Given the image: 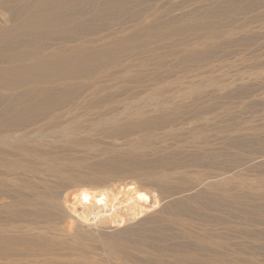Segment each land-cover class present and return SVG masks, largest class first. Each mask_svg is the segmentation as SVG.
I'll list each match as a JSON object with an SVG mask.
<instances>
[{
	"label": "bare ground",
	"instance_id": "1",
	"mask_svg": "<svg viewBox=\"0 0 264 264\" xmlns=\"http://www.w3.org/2000/svg\"><path fill=\"white\" fill-rule=\"evenodd\" d=\"M129 1H131V0H129ZM227 1H229V0H227ZM52 2H54V4H56V7L53 8V6H51L53 8V10L50 8H49L50 9L49 10L47 8V5L49 3H52ZM81 2H82L81 0H0V9L6 10L10 16L9 28H7V29H1L0 28V62L3 63V64L0 63L3 65V66H0V89H1V91L3 89L4 92H5V90H8V91H16L18 93L17 96H15L13 94L15 96L14 98H9V99H5V100L1 99L0 100L1 101L0 102L1 103V107H0V204H1V202H5L4 204L0 205V264H98V262H99L98 260H100V256H101V255L98 256V254L100 252L106 254L108 257H110V259L113 258V259L119 261L120 262L119 264H138L137 262L139 261L138 260L139 257H137V256L140 254L144 255L143 254V250L145 251L144 246L140 243L143 246V250L141 249V247H139L138 244H136L137 246H135V245L131 246L127 243L129 241L128 239L124 238L127 242L122 240V239H118L119 238L118 234H116V235H118V238H114V236L113 237L108 236L107 234L109 233V230L111 231V228H116V229L118 228L119 229L122 226L126 225V223H128V224L133 223L134 224L136 218H140L142 215H144V217H145V215H148L149 217H151V220L148 217L151 222L157 223V222L167 220L170 217V215L168 218L164 216V213L165 212L167 213V211L174 212V211H177L180 209L185 210V206L183 204L184 201L181 199V196H180V199H178V196L180 194L182 195L187 190H191L192 184L190 182H185V181L182 182L180 180V178L181 179L185 178V176L182 178L183 172L185 174V171L182 172V171H180V169H182L183 165H186L188 163L193 164V163L202 162V161H200L201 158L199 156L198 157L192 156L193 153L192 154L184 153L180 156V159H178L177 161L172 160V159H174V158H172L171 160L174 162L168 161V157H164L163 159H165V160H163L162 158L160 159L159 157H158L159 160H157V158H156L157 157L156 156L157 150L155 149L154 145L157 142H161V143L165 142V140H167L173 134L171 132H166L163 135L161 134L162 136H158L155 132L158 129L159 130L160 129H164V130L169 129L170 128L169 126H172L171 124H174V122H176L177 119H179L182 115H184L183 114L184 112L182 113L183 110L181 109L180 105L178 107H175V108H173V107L167 108L169 110H167V109L163 110L164 107H162L161 105H158V104H160L159 103L160 100L158 102V100L156 98L158 104H155V102L154 103L152 102L153 104H151V106L152 105H154V106L158 105V107L159 106L162 107V110H163L161 113L159 112L160 113L159 115L156 114V116L158 115L157 117L154 116L153 118H150V117L149 118H141L139 116L140 119L137 118L138 120H135V121H129L127 119L121 120L120 118L116 119V117H117L116 115L117 114L123 115L124 111L120 112V110H118L119 112H117L116 109L118 107L115 108V104H114L115 102L106 95L104 96V98L99 99L100 97H103L102 95L99 97L100 94L106 93V88L103 86H99L98 83H97V86L93 85V87H91L90 89H88L86 87L88 91L87 90L85 91L86 88H84V91L88 92L87 95L90 93V96H96V100L94 102H82L81 104H78V102H77V104L74 105L75 103H73V102H74L75 98L83 91L82 86L84 84L83 85L72 84V83H70V81L72 79H84V78L91 77L92 73H94V70L98 69V67L101 66L102 58L106 57V56H104L105 55L103 52L104 50L103 51L100 50V52H96V51L91 50L92 44L95 43L97 40V38L94 39V37H90V36H92V35L94 36L96 34V32H95V34L92 33V31H94V30H92L89 35H88V33L87 34L85 33L86 37L81 38V37H79V33L77 31H79L82 28L84 30V27H86L85 23H83V21H81V22L78 21L79 19L76 21L73 18L75 15L73 17L71 16L73 19L71 18L72 20H70L66 23H64L63 20L67 21V19L66 18L62 19L64 11L66 9H68V11H70V13L71 12L74 13V12H77V10H80V8H78V7L80 6ZM86 2H88V0H86ZM114 2H116V0ZM155 2H157V1H155ZM260 2H261V0H260ZM89 3L91 4V2H88V4ZM103 3H102V5H103ZM223 3L221 2V4H223ZM252 3H254V2H252ZM96 4H97V1H96ZM96 4H94V5H96ZM113 4L115 5L116 3H113ZM125 4H127V3H125ZM142 4H143V2H142ZM50 5H52V4H50ZM94 5L91 4V6H94ZM248 5L250 6L252 4L250 3ZM115 6H117V5H115ZM126 6H128V5H126ZM212 6L213 5H211V7ZM224 6H225L226 10L229 9V8H227V6H228L227 4L223 5V8H224ZM233 6H234V4H233ZM123 7H125V6H123ZM131 7H133V6H131ZM229 7L231 8V6H229ZM173 8H175V7L173 6ZM199 8H200V6H199ZM221 8H222V6H221ZM82 9L84 10V8H82ZM92 9H93V7L90 9L91 12H93ZM254 9H256V7H254ZM90 10H89V12H90ZM135 10L137 11V9H135ZM135 10H134V13H131L130 10H127L130 12H128L129 14L125 15V13H122L121 9L114 8L113 5L111 4V2H109V1L106 2L103 7L101 6L98 9L97 8L95 9V14L97 16H98V14L102 15V13H106V11H109V13L112 12L111 14L115 13L114 14L115 17H113V19L115 21L113 19H111L113 22L110 25L111 27L113 26L114 28L111 30L110 29L111 27L108 28V26H106L108 24L105 25V22L102 21V23H104V25L98 30V32L101 34L102 33L104 34L107 32L106 34L102 35V37H99V40L105 41L106 39H109V42L108 43L106 42L109 46V49L111 48L112 51L114 50V51H118V52H121L123 49H125V50L127 49V50L135 51V53L138 51H141V54L142 53H144L145 55H146V53L150 54V55H148V58H146L147 60L149 59L151 61L150 63H147L148 65H146L145 61H143L144 59L142 58V56L141 57L139 56L140 58H142L141 60L137 56L138 60L143 61V63L145 62V64L142 63V65H145V69H148L146 67H148L150 65H151V67H149V69L154 68L156 66L158 68L160 67V69H161V67L162 68L164 67V64L167 62L168 58L171 61L170 57H172V58H174L172 60H174L175 62L174 63L172 62L173 64L172 65L170 64L171 66L168 65V66H170V67H168L169 72L174 71L175 68L176 69L180 68V66H181V68H183V66L185 64L187 65L189 62L190 63L188 65H191V62L194 59H195V61L200 60L199 63H202L201 60L207 59L206 55H208L207 53L209 51L206 53V51L203 50L200 52V54H198L199 51H197V48L195 47V49H196L195 50L192 46L196 45V43L199 40L196 41V43H195L194 39H193V41H194L193 43L188 42V39H186L185 40L186 43L187 44L191 43V44L188 45L187 49H184V47H187V46H186V44L185 45L183 44L184 47L183 48L180 47V49L182 48L184 50H181V52L179 51L180 49L178 48L179 49V50L177 49L178 52H176V50L173 49L176 53L172 50L174 52V54H173V52L166 53L165 50L162 51V52H165V54L164 53L162 54L159 51H158L159 52V54H158L156 51L159 50V47L162 49L163 46H161L162 45L161 44L158 47V45H159L158 43L160 42L159 40H157L158 45H156L158 48L155 47L154 43L156 42V38H158L161 34L158 33V35H159L158 36V35H156L157 33L155 34V32H156L155 29H147L145 26H143V27L140 26L141 24L138 23V21L141 18H139L140 17L139 15L135 14L136 13ZM141 10L142 9H140V11L138 10L137 12L138 13L143 12ZM224 10H223V12H224ZM229 10H231V9H229ZM229 10H227V11H229ZM171 11H168V12H171ZM200 11H202V10H200ZM227 11L225 13V16L227 13H229ZM242 11L245 12V10H242ZM242 11L237 10V8H236L235 14L240 15L242 13ZM86 12H88V11H86ZM132 12H133V10H132ZM144 12H146V11H144ZM144 12L141 14L144 15ZM147 12H148V9H147ZM78 13H79V11H78ZM156 13L160 14L161 12L156 11ZM231 13H233V12H231ZM231 13H230V16H232ZM243 13H242V15H243ZM261 13L262 12H260V14ZM21 14H23V15L25 14L26 16H24L23 18L26 17V19H24V20L22 19V21H20V19L18 20V16L19 15L21 16ZM67 14H69V12ZM153 14H155V13H152L151 15H153ZM260 14L259 15L258 14L253 15V16L250 15L252 17H250L246 20L244 19V20H242L243 22H240V23L238 20V24L237 25L233 24L234 26L231 27L230 30H233V31L235 30L236 32H240V33L246 32L245 31L246 28H248L250 26V24L252 25L253 22L255 23V20L258 19V16L262 15V14L261 15ZM117 15H119V16H117ZM146 15L148 16V14H146ZM187 15H189V14H187ZM227 15H229V14H227ZM64 16H68V15H64ZM86 16H88V15H86ZM154 16H156V15H154ZM203 16H204V14H203ZM248 16H246V17H248ZM106 18L108 19V18H110V16L106 17ZM147 18H151V17H147ZM195 18H194V21H198L197 19L199 17L196 19ZM225 18L227 19V17H225ZM242 18H243V16H242ZM101 19H99V20H101ZM151 19H153V18H151ZM188 19L189 18H187V20ZM201 19H203V18H201ZM206 19H208V18H206ZM172 20H174V19H172ZM191 21H193V20H191V18H190L189 22H191ZM194 21L192 23H190V25H192L191 27L197 29L199 22L201 23V21H198V25H197V22L195 23ZM217 21H219V20H217ZM224 21H225V19H224ZM208 22H212V20L208 21ZM208 22H207V25L210 24V23L208 24ZM222 22H223V20H222ZM230 22H226V23H230ZM100 23H99V25H100ZM172 23H174V22H170V24H172ZM219 23H220V21H219ZM226 23H222V24H224V26L221 25V26H223L222 28L225 27ZM97 24H95L96 27H98ZM127 24H129V26L133 25L135 27L133 29L134 34H130V32H132V31H130L127 35H125L124 31H126L127 28H130L129 26H127ZM160 24H162V23H160ZM164 24L166 25V23H164ZM170 24H168V26ZM174 24H176V23H174ZM174 24H173V26H174ZM149 25H150V23H149ZM190 25L188 27H190ZM195 25H197V26H195ZM215 25H217V24H215ZM215 25H214V27H217V28L219 27V26H215ZM199 26H201V24ZM204 26H206V24ZM204 26H203V28H204ZM210 26L207 27L208 30H209V28H211V29L213 28L212 26L211 27ZM256 26L259 27L260 25H256ZM88 27H89V25H88ZM88 27L85 28V30L87 29V31H88L90 28V27L89 28ZM92 27H94V25ZM152 27H154V26L152 25ZM175 27H177V26L175 25ZM227 27H229V26H227ZM132 28L133 27H131L130 30H132ZM198 28H199V30H201L200 27H198ZM222 28H218V29H222ZM253 28H254V26H253ZM260 28H262V26H260ZM94 29L96 30V28H94ZM146 29H147V31H146ZM157 29H158V26H157ZM165 29H167V28H165ZM177 29H178V35L180 36L179 32L182 33L181 32L182 31L181 26L178 27ZM177 29L173 28L171 30H168L169 32L166 31L167 33L164 32V34L166 33L168 36L173 35V37H174V33L177 31ZM179 29H181V31H179ZM211 29L208 31V34H207V32L204 33V32L199 31L200 33H197L195 35L203 37L201 39L202 40L204 39L207 43L209 42V43L215 44V46L213 44H211L213 47H216V45H217V47H219L218 43H220V42L221 43L225 42V44H229L228 40H230L231 35L229 34L230 35L229 36L227 31L224 34L221 33L220 35H219V33L216 32V34H217L216 35L214 29H212V30ZM226 29H229V28L225 27V30ZM109 30H111V31H109ZM185 30L187 31L188 28L187 29L184 28L183 32H186ZM257 30H258V28H257ZM262 30H263V28H262ZM195 31H197V30H195ZM223 31H224V29H223ZM223 31H220V32H223ZM255 31H256V29H255ZM122 32L124 33V35H122V36L117 37V35L115 34V33H122ZM144 32H146L145 36L147 37V39H145V41H142V42H137L138 41L137 40V34L141 35ZM193 33H195V32H193ZM247 33H245V34H247ZM257 33H259V31ZM257 33L255 32V34H257ZM42 34H45L46 38H43V36L40 37V35H42ZM80 34H82V33H80ZM188 34H190V33H188ZM142 35L144 36V34H142ZM221 35H225V36H221ZM234 35H236V34H234ZM141 36H138V37L140 38ZM218 36H220V37H218ZM233 36H231L232 37L231 40H233ZM238 36H237V38H239ZM195 37L193 36V38H195ZM181 38H183V37H181ZM185 38H187L186 34H185ZM197 38H199V37H197ZM246 38L247 37L244 38L245 41L242 38L243 42H247ZM43 39L46 42H44ZM163 39H164V37H163ZM189 39H191V36ZM201 39H200V42L202 41ZM164 40H167V39H164ZM175 40H176V38H175ZM175 40H174L175 43L176 42L179 43V41H175ZM178 40H181V39H178ZM195 40H197V39L195 38ZM234 40H235V38H234ZM242 40L240 39V41H242ZM56 41L60 42V44L61 43L62 44L70 43L71 46H70V44H69V46H61V45L58 46V45H56ZM240 41H238L239 44H240ZM259 41H261V40H259ZM167 42H169V40H167ZM181 42H184V41H181ZM206 42H203V44L205 43L207 45ZM235 42L236 41H234V43ZM173 43H171L172 46H173ZM209 43H208V45H209ZM230 43H232V42H230ZM72 44H74V45H72ZM153 44H154V46H152ZM199 44H201V43H199ZM242 44L245 45L246 43L245 44L242 43ZM247 44H249V43H247ZM97 45H99V44H97ZM175 45H177V43ZM177 46H180V44ZM181 46H182V44H181ZM198 46L204 47V45L203 46L198 45ZM165 47H164V49H165ZM258 47H259V45H258ZM84 48L86 49L85 51H83ZM174 48H175V46H174ZM166 49H169V47H167ZM244 49H246V48H244ZM106 52H108V51H106ZM204 52L206 53V55ZM128 53H131V51ZM201 53H202V55H201ZM114 54H116V52ZM123 54L124 55H122V56H125V53H123ZM129 55H131V54H129ZM198 55H199V57H198ZM107 56H109V55H107ZM129 57L132 58L134 56H129ZM143 57H146V56L143 55ZM117 59H119V58H117ZM105 60H107V59H105ZM109 60H110V57H109ZM130 60H132V59H130ZM134 60H136V58ZM138 60H136V61H138ZM168 62H169V60H168ZM108 63H110V62H108ZM115 63L117 64V62H115ZM196 63H198V62H196ZM207 63H209L208 60H207ZM207 63H206V65H207ZM202 64H204V63H202ZM108 65H110V64H108ZM112 66H113V64H112ZM138 66H140V64ZM202 66L205 68L204 65H202ZM106 67H108V69H110L109 66H106ZM101 68H103V67H101ZM145 69H144V71H145ZM160 69H157V70H160ZM110 71L111 70H109V72ZM118 71H119V69H118ZM118 71H115V72H118ZM153 71L156 72V69L155 70L153 69ZM158 72H160V71H158ZM215 72H218V71H215ZM224 72H225V70H224ZM97 73H98V71H97ZM111 73H113V72H111ZM146 73H148V72H146ZM154 73H152V74H154ZM126 74H128V73H126ZM135 74H138V73H135ZM155 74H158V73H155ZM145 75H148V74H145ZM199 75H200V73H199ZM111 76H113V75H111ZM129 76H130V74H129ZM159 76H162V75H158V77ZM102 77H104V76L102 75ZM122 77H123V75H122ZM151 77H152V75H151ZM158 77H156L155 79L157 80ZM99 78L100 77H98V79ZM150 78L148 79V81L150 80ZM162 78L163 77H161L159 79H162ZM120 79H121V77H120ZM159 79H158L159 82L162 81ZM127 80H129V79H127ZM133 80H135V81L132 83L136 84V79H132L131 81H133ZM226 80H229V79H226ZM99 81L103 82L102 80H99ZM111 81L114 82L113 80H111ZM119 81H121V80H119ZM139 81L141 82V80H138L137 82H139ZM143 81L145 82V80H143ZM146 81H147V78H146ZM97 82H98V80H97ZM123 82H124V79H123ZM123 82L121 81V83H123ZM151 82L153 83L152 80H151ZM151 82H146V84L149 85V83H151ZM170 82H169V85H170ZM207 82H208V80H207ZM85 83H88V82H85ZM132 83H130V84H132ZM167 83L168 82H166V84ZM58 84L61 85V88L57 87ZM208 84H210V83H208ZM212 84H216V82H213ZM44 85H48V86H44ZM159 85H161V84H159ZM153 86H154V84H153ZM190 86H193V85H190ZM209 86L210 85H208V87ZM239 86H241V85H239ZM138 87H139V85H138ZM160 87H159V89H160ZM201 87H203V86H201ZM201 87H199V88H201ZM154 88H155V86H154ZM166 88H167V86H166ZM166 88H164V89H166ZM113 89H115V88H113ZM124 89L125 88H123L122 90H124ZM147 89H149V88H147ZM189 89L191 92H193V94L195 93V91L197 94L199 92V91H197L196 87H194V86L189 88ZM201 89H203V88H201ZM144 90H145V88H144ZM187 90H188V88H187ZM125 91H126V89H125ZM150 91H151V89H150ZM159 92L161 94V90ZM159 92H157V93H159ZM170 92H171V90H170ZM242 92H243V90H242ZM107 93H109V92H107ZM114 93H115V91H114ZM114 93H113L112 97H114ZM155 93L156 92H153V94H155ZM168 93H166V94H168ZM186 93H188V92L185 91V94ZM109 94H111V93H109ZM115 94H117V92ZM141 94H142V92H141ZM144 94H147V93H144ZM183 94L184 93H182V95ZM136 95H137V93H136ZM139 95H140V93L138 94V96ZM180 95L181 94L179 93V96ZM186 95H184V96H186ZM163 96L165 97V95L162 94L161 98H163ZM167 96H169L170 99L172 98L171 95H167ZM189 96L191 97L190 94H189ZM222 96H223V94H222ZM127 97H126V99H129ZM136 98L138 99V97H136ZM158 98H159V96H158ZM89 99H90V97H89ZM126 99H125V101H126ZM178 99H177V101H178ZM180 99H179V101H180ZM182 99L180 102H182ZM187 99L191 100L190 98H187ZM145 100H147V98ZM77 101H79V100H77ZM91 101H93V100H91ZM115 101H116V99H115ZM170 101H173V100H170ZM177 101H176V103H177ZM184 101H186L185 98L182 102L183 104L185 103ZM135 102H137V101H135ZM163 102L166 103V105H167L166 100H163ZM180 102H179V104H180ZM196 102H198V101H196ZM201 102L202 101H200V104H203ZM150 103H147V104L150 105ZM172 103H175V102H172ZM172 103H171V105L173 106ZM186 103H187V101H186ZM147 104H146V106H147ZM200 104H199V102L193 104L191 106V109L187 107V110L189 112L186 113V116L189 115L191 117V119L189 116H187V118L189 117V119L191 120L190 122H192V124H193L192 126H195V127H196L195 123H197V122H199V124L201 122L203 124H205L206 122H209V124L211 125V127H210V125L208 124L209 128H213V131H214V127H212V126H215V123H213V125H212V123H210V121H209V118L212 122V120L215 117H213V119H212L210 114H209L210 117L207 116L206 112H205L206 109H203V107H202L203 105H200ZM3 105H4V107L2 109ZM128 105H131V104H128ZM188 105H191V104L188 103ZM69 106H72V107L69 108ZM91 106L95 107L97 111H95V112L90 111L91 113L89 111H87V112L84 111V113H82L81 109L87 110ZM185 106H187V104ZM206 106H207V104H206ZM122 108H124V107L122 106ZM140 108H141V106H140ZM78 110L81 111L80 112L81 114L78 112ZM136 110H138V109H136ZM213 110H212V112H213ZM141 111H143V110H141ZM151 111H153V110H151ZM184 111H185V108H184ZM128 113H130V112L128 111ZM140 114H142V113H140ZM126 115H127V113H126ZM137 115H139V114H137ZM144 115H146V114H144ZM179 115H181V116H179ZM124 116H125V114H124ZM130 116L131 115H129V117ZM141 116L143 117V115H141ZM187 118H186V121H187ZM192 120L195 122L193 123ZM216 121H217V119H216ZM178 122H179V120H178ZM217 125L218 124L216 122V126ZM192 126H189V127H192ZM219 127H220V124H219ZM219 127H218V131H219ZM196 128L192 129L190 136L186 138L184 144H189L191 146L197 145L196 147H198L199 153L202 154L205 151V149H207V148H205L207 146V144L205 142V138L207 135L204 136V134H206L204 132L205 131L209 132L210 130H209V128L208 129L203 128V129H205L203 132V130L201 131L202 127H201V129L200 128L196 129ZM220 129H222V128L220 127ZM139 130H140V132H139ZM222 130H221V132H222ZM145 131H146V133L144 134ZM137 132H139L138 134H141V135L143 133V135L134 142L130 141L129 137L134 135V134H137ZM240 137H241V135H240ZM116 139H120V140L124 139V140H123V143L121 145H115V143H113V145L115 147H113L111 149L110 148L107 149V146L104 148L99 147V143H100L99 140H104V142L106 143L105 140H107V141L109 140V141L114 142V141H116ZM168 141H169V139H168ZM233 141H235V140L233 139ZM250 141H252V140L250 139ZM102 143H103V141H101L100 144H102ZM236 143L237 142H234L233 144H231L233 149L237 148L238 144H236ZM229 144H230V142H229ZM55 145L57 147H55ZM224 146H226V145H224ZM245 147H246V145H245ZM65 148H67V149L68 148H74V149H77L78 152H82V153H81V155L78 153L79 155H77V157L76 156L75 157L73 156V158L66 157V155H65L66 152H64ZM71 152H73V151H71ZM74 153H75V150H74ZM152 155H153V158H149ZM161 160H163V161H161ZM145 164H148L149 165L148 167H152L151 168L152 171L151 170L149 171L151 173H148V171H147V174H145V172H144V175H143L141 173L142 172L141 167L143 165L145 166ZM169 164H171V166L174 165V168H176V170L179 168V171L182 172V176H180V178H178L179 179L178 182L181 181L179 184H176V185L174 184L178 179L176 177L175 178L176 181H175L173 179L172 174L169 173L170 172V170L168 169ZM227 166H229V165H227ZM129 167H130V169L131 168L133 169V170L132 169L131 170L135 172V174H134L135 176H137L136 174H139L138 176L143 177V178H141L142 182L146 181L147 183L150 184V186L152 185L154 188L158 189L159 192H157L156 196L154 195L155 194L154 192L135 191V187L133 185H126V186L122 187L121 190L123 192H118L116 194H113L114 192L113 193L109 192V191L107 192V190H105L104 192H95L94 194H91V195H89L88 193H84L85 200L86 199L87 200H86V203L81 205L82 211L78 212L75 208H72L71 210L68 208L67 209L65 208L66 197L63 199L61 197H59V195H58L59 190H58V192H51L49 190L50 189L49 187L51 185L47 186V188H46L47 182H45V180H47V179H45V177L54 178V180L56 179V182L59 181L58 183H61V184L63 183V184H67V185L72 184V185L80 186V187H102L103 188L105 186V184L111 179V177L113 175L124 176L127 173L126 171H124L125 168H129ZM157 167L161 168L162 171H159L158 173H157V171L153 172V170H155V169L157 170ZM146 170H148V169H146ZM168 170H169V172H168ZM173 175H174V172H173ZM186 175L188 176V172ZM218 178L219 177H217V179ZM190 179H191V177H190ZM194 179H195V182H193V183H197L199 187L202 186L201 187L202 189H204V187H205L207 190L212 189V191L216 190L219 192V190H221L220 193H223V194H224V192L222 191V188L224 189L225 186L226 187L230 186L229 184L225 185V183H223V184L214 183L216 178L213 180V182H211L212 176L211 177H208V176L205 177L201 172L196 174V177ZM183 180H185V179H183ZM216 181H218V180H216ZM220 181H222V180L220 179ZM67 187H69V185ZM230 187H227V190L231 189ZM206 189H204V190H206ZM258 189H260V188H258ZM176 191H178V192H176ZM232 192H233V190H232ZM230 194L233 195L234 192L230 193ZM65 195H67V194L65 193ZM183 195H182V197H183ZM199 195H200V193H199ZM204 196H205V194H204ZM236 196L228 195V198L231 201L236 202V204H237V200H241V199H239L240 197H238V199H237ZM226 197H227V195H226ZM226 199L227 198L224 199L225 203L227 201ZM261 199H263V198H261ZM219 200H220V198H219ZM210 201L212 203H217L216 201H218V200L216 198H212V199H210ZM221 201H223V200L221 199L219 202H221ZM219 202L217 204H219ZM238 203H239V201H238ZM247 203L249 204L250 202L247 201ZM207 204H209V202H207ZM217 204H216V206H217ZM220 204H222V203H220ZM227 204H230V203L227 202ZM231 204L236 206L235 203L231 202ZM230 205H227V206H230ZM238 205H241V204H238ZM212 206H214V205H212ZM225 206H226V204H225ZM213 210H215V209H213ZM242 212H244V211H242ZM247 213L249 214L250 212H247ZM251 213H253V212H251ZM168 214H171V213H168ZM175 217H177V216H175ZM170 220H172V218ZM170 220H167V221H170ZM145 223H146V220H145ZM68 224L73 227L72 232L69 231L70 228L69 229L66 228V227H69ZM163 224H165V223H163ZM163 224L161 222V225H163ZM170 224H171V222H170ZM140 225H141V223H140ZM159 225L160 224H158V226ZM177 225H179V224L177 223ZM181 226H183V225H181ZM170 227H171V225H170ZM157 228H159V227H157ZM121 229H123V228H121ZM202 230H200V231H202ZM112 231H113V229H112ZM152 234H153V232H152ZM160 234H162V233H160ZM155 235H156V233H155ZM184 237H186V236H184ZM156 240L159 241L157 239V237H155V241ZM175 242H177V241H175ZM130 244H132V243L130 242ZM156 244H157V242H156ZM160 244H161V241H160ZM209 244H212V243H209ZM185 247H187V246H185ZM206 247H208V246H206ZM161 248H163V247H161ZM161 248H157V249L161 250ZM178 251H177V253H178ZM206 251H208V249ZM132 252H135V253H133L134 255L138 254L137 256H135V257H137V259H136L137 262L135 259L133 260ZM146 252H148V251H146ZM172 252H173V250H172ZM151 253H152V251H151ZM154 253H152V255ZM159 253H160V251H159ZM164 253H166V252H164ZM216 253H217V251H216ZM193 254H195V253H193ZM157 255H159V254H157ZM184 255L187 256L185 253H184ZM97 257H99V258H97ZM184 257L182 256V258H181V255H178V257L177 258L175 257V259L177 261H179L180 264H185L184 263V261H185ZM209 257H208V259H209ZM67 258H71V259L65 260ZM143 258L144 257L141 258L142 260L140 258L139 259L141 261H143ZM151 258H153V257L151 256ZM102 259L104 261V258H101L100 262L102 261ZM144 260H146V259H144ZM148 260H147V262H148ZM187 260H188V258H187ZM104 262L106 263V261H104ZM110 262H111V260H110ZM235 262H237V261H235ZM115 263H116V261L114 262V264ZM141 263L144 264V263H146V261L145 262L143 261ZM223 263H225V262H223ZM256 263H257V261H256ZM227 264H229V263H227Z\"/></svg>",
	"mask_w": 264,
	"mask_h": 264
},
{
	"label": "rangeland",
	"instance_id": "2",
	"mask_svg": "<svg viewBox=\"0 0 264 264\" xmlns=\"http://www.w3.org/2000/svg\"><path fill=\"white\" fill-rule=\"evenodd\" d=\"M81 1L82 2L80 4V6L78 7V8H80V10H77V12H74V13L71 12L72 13L71 14L70 11H68V9H66L64 11L62 19L63 18L67 19V21L63 20L64 23L72 20L73 18L76 21L79 19L78 21H80V22L83 21V23H85L86 27H84V30L89 25L90 28L88 27L89 28L88 31H87V29L84 31L83 28L80 29L79 31H77L79 33V37H81V38L82 37H86L85 33L86 34L88 33V35H89L91 33V31L94 30V31H92V33L95 34V32H96V34L94 36L92 35L90 37H94V39L97 38V40H96L95 43L92 44L91 50L92 51H96V52H100V50L101 51L104 50L103 51L104 54H105L104 56H106V57L102 58L101 62L102 63L104 61L105 62L103 64L101 63V66L98 67L99 70L98 69L94 70V73H92L91 77L84 78V79H72L70 81V83H72V84H81V85L84 84L82 86L83 87V91L76 97L77 99L75 98V100L73 102V103H75L74 105H76L77 102H78V104H81L82 102H94L96 100V96H90V93L87 95L88 92H85V91L87 90V88L90 89L91 87H93V85L97 86V83L99 84V86H103V87L106 88V93L107 92L111 93V94H109V93L100 94L99 97L101 95L103 97H100V98L98 97V98L102 99L106 95V96H108L110 99H112L115 102L114 103L115 104V108L118 107L116 109L117 112H119L118 110H120V112L124 111L125 116H124V114L123 115L122 114H117L116 115L117 116L116 119L120 118L121 120L127 119L129 121H135V120L140 119V117L141 118H149V117L153 118L154 116L157 117L163 110H166L167 108H172V107L175 108V107H178L180 105L181 109L183 110L182 113L184 112L183 113L184 115H182V116L179 115L181 117L179 119H177V121L174 122V124H171L172 126H169L170 127L169 129H165V130L164 129H160V130L158 129L155 132L158 136H162L166 132H171L174 135V136L171 135L168 138L170 142L167 139L163 143L157 142L154 145L155 149L157 150V152H156L157 155L155 154L157 157L156 156L155 157L157 158V160H159V158L163 159L164 157H168V161L171 162L172 160L177 161L178 159H180V156L182 154H184V153H186V154H188V153L192 154L193 153L194 155L192 154V156H194V157H198L199 156L201 158L200 161H202V162H198V163H193V164H189L188 163L186 165H183L182 169H180V171H182V172L185 171V174L183 172V176H182V172L179 171V168L176 170V168H174L173 164H172L173 166H171V164H169L168 169L170 170V172H169V170H168V172L172 174L173 179L175 181H176V179H175L176 177L178 179V178H180V176H182V178L185 176V178H183L185 180H183L181 178H180V180L182 182L185 181V182H190L192 184L191 190H187L186 191L188 194L184 191L185 192V193H183L184 195L182 194L183 197H182L181 194L178 196V199H180V196H181V199L184 201L183 204L185 206V210L180 209V210H177V211H174V212H170V211H167V213L165 212L164 213L165 217L168 218L169 215H170V217L167 220H170L171 218H172V220H170V221L164 220L165 222L161 221L162 224L165 223L163 225H161V222H157V223L151 222L150 221L151 217H149L148 215H145V217H144V215H142L140 218H136L134 224L133 223H131V224L126 223V225L121 227L123 229H121V228L118 229L117 228L118 229L117 230L116 228H111V231L109 230V233L107 235L111 236V237L114 236V238H118V235H119L118 239H122L124 241H126L125 239H128L129 241L128 242L126 241V242L129 245L137 246L136 244H138L139 247H141L142 250H143V246H144V248H145V251L143 250V254L144 255H141V254H140L141 256L138 255V254L134 255L133 253H135V252H132L133 260L134 259L136 260L137 257H139L140 259L142 257H144L143 261L144 262L146 261V263H144V264H180V262L177 261L175 259V257L177 258L178 255H181V258H182V256L183 257L185 256L184 253L188 256V257L187 256L184 257V260H185L184 263L185 264H219V263L220 264H227V263H229V264H235V263L236 264H251V263L252 264H263L264 263V201H263L264 200V42H263L264 41V13H263L264 12V7H263L264 6V0H261V2H260V0H256V1L255 0H229V1H227V0H214V1L213 0H200V1L199 0H178V1L177 0H174V1L173 0H141L143 2V4H142V2L140 0H131V1H129V0H118L119 2L117 0H116V2H114L115 0H113V1L112 0H108L109 2H111V4L113 5L114 8L121 9L122 13H125V15L129 14L128 12H130V11H131V13H134L135 9H137V11L138 10L140 11V9H142L141 11H143V12L146 11V12H144V15H142L141 13H143V12H139L138 13L135 10V12H136L135 14L139 15L140 16L139 18H141L138 21V23L141 24L140 26H142V27L145 26L147 29H155V31H156L155 34L157 33L156 35H158V33L161 34L160 36L158 35L159 37L156 38V42L154 43L156 48H158L161 44H162L161 46H163L162 49L159 47V50L156 51L158 54H159V52L162 53V54L163 53L165 54V52H162L164 50L166 51V53L173 52L174 51L173 49H175L176 52H178L180 47H182V48L184 47L183 44L184 45L186 44L187 47H184V49H187L189 44L193 43L194 41L196 43V41H198V40L199 41L196 43V45L192 46L194 49H195V47L197 48V51H199V53L198 52L197 53L200 54V52L203 51V50L206 51V53L209 51L207 53L208 55H206V53L204 52L205 55H206V58H207L205 60H201L202 63H204V64L199 63L200 60L195 61V59H194L191 62V65H188L190 62L189 63L187 62L188 64L187 65L185 64L183 66V68H181V66H180L181 69L180 68H177V69L175 68L174 71L170 70L171 72H169L168 67H170L175 62L174 60H172V59H174L172 57H170L171 61L168 58L170 63L167 60V62L165 63L166 65L164 64V67L163 68L161 67V69H160V67L158 68L157 66L154 67V68H150L149 69V67H151L150 64H149L150 66L146 67L148 69H145V65H142V63H143V61H145L146 65H148L147 63L151 62L149 59L148 60L146 59V58H148V55H150V54H147V53H146V55L144 53L141 54V51H138V52L135 53V51L127 50V49L126 50L123 49L121 52L114 51V50L112 51L111 48L109 49V46L107 44L109 42V39H106V40L104 39L105 41L99 40V37H102V35L106 34L107 32L104 33V34L103 33L101 34V33L98 32V30L104 25V23H102V21L105 22V25L108 24L106 26H108V28H110L111 27L110 25L113 22L111 19H113V17H115V15H114L115 13L111 14L112 12L109 13V11H106V13H102V15L98 14V16H97L95 14V9L96 8L98 9L101 6L103 7L105 5V3L108 2L107 0L106 1L105 0H101V1L100 0H96L97 4H96L95 0H90V1L88 0V2H91L92 5L96 4L94 6H91L90 3L88 4V2H86V0H81ZM155 1H157V2H155ZM221 2L222 3L224 2V3L221 4ZM252 2H254V3H252ZM102 3H103V5H102ZM113 3H116L115 5H117V6H115ZM125 3H127V4H125ZM250 3L252 5L249 6L248 4H250ZM50 4H52V5H50ZM53 4H54V2L49 3L47 5V8L48 9L50 8V9L53 10V8L56 7V4H54V5ZM225 4H227L228 5L227 8H229L231 10L227 9V10H229V11H227L225 6L223 8V5H225ZM233 4H234V6H233ZM122 5L125 6V7H123ZM126 5H128V6H126ZM211 5H213L214 7L213 6L211 7ZM51 6H53V8ZM131 6H133L134 8L131 7ZM173 6L175 8H173ZM199 6H200V8H199ZM221 6H222V8H221ZM229 6H231V8ZM253 6L256 7V9H254ZM92 7H93L92 11L94 13L91 12V10H90ZM82 8H84V10ZM236 8H237V10H241V11L245 10V12L242 11V13L244 12L243 15H242V13L240 15L239 14L238 15L235 14ZM147 9H148V12H147ZM222 9L223 10L225 9L227 12H229V13H227L229 15L226 14V16H225L226 11L224 10V12H223ZM89 10H90V12H89ZM127 10H130V11H127ZM132 10H133V12H132ZM200 10H202V11H200ZM5 11L6 10L0 9V28L1 29H7L10 26V16H9L8 12L7 11L5 12ZM78 11H79L80 14L78 13ZM86 11H88L89 13L86 12ZM156 11L157 12H161V13L160 14L156 13ZM168 11H171V12H168ZM68 12H69V14H67ZM231 12H233V13H231ZM260 12H262L261 13L262 15L260 14ZM152 13H155V14L151 15ZM230 13H231L232 16H230ZM146 14H148V16ZM187 14H189V15H187ZM203 14H204V16H203ZM257 14L258 15L260 14L261 16H258V19H256L257 21L255 20V23L253 22L252 25L250 24V26L248 27L249 29L246 28V30H245L246 32H243V33L241 32L240 33V32H236L235 30L234 31L230 30L231 27H233L234 25L238 24V20H239V23H240V22H243L242 20H244V19L246 20V19L252 17L253 15H257ZM22 15L23 14H21V16L20 15L18 16V20L20 19V21H22V19L23 20L26 19V17L23 18L26 15L25 14L23 16ZM64 15H68V16H64ZM86 15H88V16H86ZM154 15H156V16H154ZM250 15H252V16H250ZM71 16L72 17L74 16V17L72 18ZM109 16H110V18L107 19L106 17H109ZM117 16H119V15H117ZM242 16H243V18H242ZM246 16H248V17H246ZM80 17L81 18L83 17L82 18L83 20ZM147 17H151L154 20L151 19V18H147ZM193 17L194 18L195 17L196 18H198V17L200 18V19L198 18L197 20L201 21V23L199 22V25L201 24V26L198 25V21H194ZM225 17H227V19ZM187 18H189V19L187 20ZM190 18L195 23L197 22V25H198V27H200L201 30H199L198 27H197V29L191 27L192 25H190V23H192L193 21L189 22ZM201 18H203V19H201ZM206 18H208V19H206ZM99 19H101V20H99ZM172 19H174V20H172ZM224 19H225V21H224ZM211 20H212L213 23L212 22H208V21H211ZM217 20H219L220 23ZM222 20H223V22H222ZM169 21L170 22H174L176 24H174V23L170 24ZM163 22L166 23V25ZM207 22H208V24L209 23L210 24L207 25ZM226 22H230L231 24L230 23H226ZM99 23H100V25H99ZM149 23H150V25H149ZM160 23H162L163 25L160 24ZM214 23L217 24V25H215ZM222 23H226L225 27L229 28V29L225 30V27L222 28L224 26V24H222ZM95 24H97V26L99 28L96 27ZM168 24H170V25L168 26ZM173 24H174V26H173ZM205 24H206V26H204ZM93 25H94V27H92ZM152 25L154 27H152ZM175 25L177 27H175ZM179 25L182 28V31H181V29H179V31H181L183 33L182 34V33L179 32L180 36L178 35V29H177L178 27H180ZM189 25H190V27H188ZM197 25H195V26H197ZM210 25L213 27L212 29H214L215 34H216V32L219 33V35L221 33L224 34V33H226V31H227L228 35L230 34L231 36L236 34V35L233 36V40L235 38L234 41H236V42L234 43V41L231 40L232 37L229 35L230 36V40H228L229 44H225V42L224 43L220 42V43H218L219 47H217V45H216V47H213L211 45L213 43H209L208 42L209 43V45H208V43L204 39L203 40L201 39L203 37L195 35V34L200 33V32H204V33L207 32V34H208V31L211 28H209V30H208L207 27H209ZM214 25L215 26H219L218 28H222V29H218L217 27H214ZM221 25H223V26H221ZM226 25L229 26V27H227ZM256 25L262 26L263 30H262V28H260V26L258 27ZM127 26H129V24H127ZM157 26H158V29H157ZM203 26H204V28H203ZM253 26H254V28H253ZM129 27L130 28L126 27L127 28L126 29L127 32L124 31L125 35H127L130 31H132V32H130V34H134L133 33V31H134L133 29L135 27L133 25L129 26ZM131 27H133L132 30H130ZM256 27L258 28V30H257ZM94 28H96V30ZM113 28L114 27L112 26L110 29L112 30ZM165 28H167V29H165ZM173 28L177 29V31L174 33V37L176 38V40L173 37V35L172 36L169 35L170 36L169 37L166 34L167 33L166 31L171 30ZM184 28H186V29L188 28L187 31L185 30L187 33L183 32ZM147 29H146V31H147ZM223 29H224V31H223ZM255 29H256V31H255ZM111 30H109V31H111ZM195 30H197V31H195ZM220 31H223V32H220ZM258 31H259L260 34L257 33ZM164 32H166V33L164 34ZM193 32H195V33H193ZM255 32L258 35L255 34ZM80 33H82V34H80ZM188 33H190V34H188ZM245 33H247V34H245ZM115 34L117 35V37L124 35L123 32L122 33H115ZM142 34H144V36H145L146 32H144ZM185 34H186L187 38H185ZM141 35L137 34V40H138L137 42H142V41H145V39H147L146 36H145L146 37L145 38L143 35L142 36ZM189 35L191 36L192 40L189 39L190 38ZM192 35L194 37L196 36L195 38L197 40H195V38H193ZM42 36H43V38H46L45 34L40 35V37H42ZM138 36H141V37L139 38ZM221 36H225V35H221ZM237 36L239 38H237ZM163 37H164V39L169 40V42H167V40H164ZM181 37H183V38H181ZM197 37H199V38H197ZM218 37H220V36H218ZM245 37H247L246 38L247 42H243V40H242V38L244 39ZM178 39H181V40H178ZM186 39H188V42H191V43L187 44L186 41H185ZM193 39H194V41H193ZM200 39L202 40L201 42H200ZM236 39L238 41H240V39L242 40V41H240L241 45L239 44V42ZM157 40L160 41V42L158 41L159 45L157 44ZM174 40L175 41H179V43L178 42H176V43H177V45L180 44V46L175 45L176 43L174 42ZM259 40H261V41H259ZM43 41H44V39H43ZM181 41H184V42H181ZM244 41H245V39H244ZM44 42H46V41H44ZM203 42H206L207 45L205 43L203 44ZM230 42H232V43H230ZM241 42L244 43V44L246 43V44L243 45ZM171 43H173V46H172ZM199 43H201V44H199ZM247 43H249V44H247ZM69 44L70 43H66V44H62L61 43L60 44V42L56 41V45H58V46H60V45L61 46H69ZM97 44H99V45H97ZM154 44L152 46H154ZM181 44H182V46H181ZM72 45H74V44H72ZM156 45H158V47ZM198 45H202V46L204 45V47H201V46H198ZM213 45L215 46V44H213ZM258 45H259V47H258ZM70 46H71V44H70ZM174 46H175V48H174ZM164 47H165V49H164ZM167 47H169V49H166ZM182 48L179 50L180 52H181V50H184ZM244 48H246V49H244ZM85 50L86 49L84 48L83 51H85ZM106 51H108V52L110 51V52L108 53ZM130 51H131V53H128ZM115 52H116V54H114ZM174 52H173V54H174ZM123 53H125V56H122V55H124ZM202 53H201V55H202ZM129 54H131V55H129ZM107 55H109V56H107ZM143 55L146 56V57H143ZM129 56H134V57L131 58ZM137 56H138V58L140 60L142 58L144 60L143 61L138 60ZM139 56L140 57L142 56V58H140ZM109 57H110V60H109ZM198 57H199V55H198ZM117 58H119L121 61L119 59H117ZM133 58L134 59L136 58V60H138V61L134 60ZM105 59H107V60H105ZM130 59H132V60H130ZM207 60L209 61V63H207ZM108 62H110V63H108ZM115 62H117L118 65ZM145 62L143 64H145ZM196 62H198V63H196ZM0 63H2V62H0ZM206 63H207V65H206ZM2 64H0V66H3ZM108 64H110V65H108ZM112 64H113V66H112ZM139 64H140V66H138ZM168 65H170V66H168ZM202 65H204L205 68ZM106 66H109L110 69H108V67H106ZM101 67H103V68H101ZM118 69H119V71H118ZM144 69H145V71H144ZM153 69L154 70L156 69V72L153 71ZM157 69H160V70H157ZM238 69L239 70L241 69V70L239 71ZM109 70H111V71L109 72ZM224 70H225V72H224ZM97 71H98V73H97ZM115 71H118V72H115ZM150 71L152 73L155 72V73H158V74H155V73L152 74ZM158 71H160V72H158ZM215 71H218V72H215ZM111 72H113V73H111ZM146 72H148V73H146ZM126 73H128V74H126ZM135 73H138V74H135ZM199 73H200V75H199ZM129 74H130V76H129ZM145 74H148V75H145ZM102 75L105 78L102 77ZM111 75H113V76H111ZM122 75H123V77H122ZM151 75H152V77H151ZM158 75H162V76L158 77ZM98 77H100V78L98 79ZM120 77H121V79H120ZM156 77H158L157 80L155 79ZM161 77H163V78L159 79ZM113 78L114 79L116 78V79L114 80ZM146 78H147V81H146ZM149 78H150V80L148 81ZM123 79H124V82H123ZM127 79H129V80H127ZM132 79H136V84L137 85L135 83H132V82L135 81V80L131 81ZM158 79L162 80V81L159 82ZM226 79H229V80H226ZM97 80H98V82H97ZM99 80H102L103 82H100ZM111 80H113L114 82H112ZM119 80H121L123 83H121V81H119ZM138 80H141V82L140 81L137 82ZM143 80H145V82ZM151 80L153 81V83L151 82ZM207 80H208V82H207ZM85 82H88V83H85ZM146 82H151V83H149L150 86L148 84H146ZM166 82H168V83L166 84ZM169 82H170V85H169ZM213 82H216V84H212ZM130 83H132V84H130ZM208 83H210V84H208ZM153 84H154L155 88H154ZM157 84L158 85L161 84V85L158 86ZM138 85H139V87H138ZM190 85H193L194 87H196L197 91H199L198 94L196 93V91H195L194 94H193V92L190 91L189 88L193 87V86H190ZM208 85H210L211 87L209 86L210 87L209 88ZM239 85H241V86H239ZM44 86H48V85H44ZM166 86H167V88H166ZM201 86H203V87H201ZM57 87L61 88V85L58 84ZM146 87L149 88V89H147ZM159 87H160V89H159ZM199 87H201L203 89H201ZM84 88H86L85 91H84ZM113 88H115V89H113ZM123 88H125L126 91H125V89L122 90ZM144 88H145L146 91L144 90ZM164 88H166V89H164ZM187 88H188V90H187ZM138 89L139 90L141 89L140 91L142 92L143 95L141 94V92ZM150 89H151V91H150ZM160 90H161V94L159 92ZM170 90H171V92H170ZM242 90H243V92H242ZM114 91H115V93L117 92V94H115ZM185 91H187L191 95V97L189 96L188 93H186L187 94L186 95ZM153 92H156V93L153 94ZM157 92H159V93H157ZM113 93H114V97H112ZM136 93H137V95H136ZM139 93H140V95L138 96ZM144 93H147V94H144ZM166 93H168V94H166ZM179 93L181 94L180 96H179ZM182 93H184V94L182 95ZM13 94L15 96H17L18 93L16 91H8V90H5V92H4L3 89H2V91L0 89V100L1 99L5 100V99H9V98H14L15 96ZM162 94L165 95V97L163 96V98H161ZM222 94H223V96H222ZM157 95L159 96L160 99L158 98ZM167 95H171L172 98L170 99V97L167 96ZM184 95H186V96H184ZM89 97L93 101H91L89 99ZM126 97L129 98V99H126ZM136 97H138V99ZM144 98L145 99L147 98V100H145ZM156 98H157L158 102L160 100V102H159L160 104L157 103ZM178 98L179 99L183 98L182 102H183V100L185 98L187 103H186V101H184V102L187 104V106H185L186 105L185 103L183 104L182 102H180L181 99L179 101ZM187 98H190L191 100H189ZM115 99H116V101H115ZM125 99H126V101H125ZM177 99H178V101H177ZM77 100H79V101H77ZM163 100L167 101V105H166V103H164L165 101L163 102ZM170 100H173V101H170ZM135 101H137V102H135ZM176 101H177L178 104L176 103ZM196 101H198L199 104H200V101H202L201 103H203V104H200V105H203L202 106L203 109H206L205 112H206L207 116L210 117V115H211L212 119H213V117H215L217 119V121H216V119L214 118L212 120V122H211V120L209 118L210 123H212V125H213V123H215V126H216V122H217V124H218L217 126L219 127V124H220V127L223 129V130L220 129V127H219V131H218V127L217 126H216L217 128L215 126H212V127H214V131H213V128H209V125H210L209 122H206L205 124H203L202 122H201L202 124L201 123L199 124V122L195 123L196 127L198 126L197 127L198 129L199 128L201 129V127H202L201 131L203 130V132H204L205 129H208V128L210 130L209 132H206V131L204 132V133H206V134H204V136H206V135L207 136L209 135V136L208 137L206 136V138H205V142L207 144V146L205 148H207V149H205V151L202 154L199 153V151H198L199 149H198V147H196L197 145L196 146L195 145L191 146L189 144H184L186 138L190 136L192 129L196 128L195 126H192L193 124H192V122H190L191 121L190 120L191 117L189 115H187V116L190 117V119H189V117L187 118V116H186V113L189 112L187 110V107L191 109V106L193 104L198 103ZM152 102L153 103L155 102V104H158V105H161L162 107H164L163 110H162V107H160V106L158 107V105H155L156 107L154 105L151 106V104H153ZM172 102H175V103H172ZM179 102H180V104H179ZM147 103H150V105L147 104ZM171 103L173 104V106L171 105ZM188 103H190L191 105H188ZM128 104H131V105H128ZM146 104H147L148 107L146 106ZM206 104H207V106H206ZM121 105L124 108H122ZM140 106H141V108H140ZM0 107H1V103H0ZM3 107H4V105L2 106V109H3ZM70 107H72V106H69V108ZM184 108H185L186 112L184 111ZM136 109H138V110H136ZM127 110L130 113H128ZM141 110H143L144 112L141 111ZM151 110H153L154 112L151 111ZM167 110H169V109H167ZM212 110H213V112H212ZM81 111H82V113H84V111H86V112L87 111L95 112L97 110H96L95 107L91 106L87 110L86 109L85 110L81 109ZM81 111L78 110L79 113ZM126 113H127V115H126ZM140 113H142V114H140ZM143 113L146 114V115H144ZM128 114L131 115V116L129 117ZM137 114H139V115H137ZM156 114H158V115L156 116ZM141 115H143V117ZM186 118H187V121H186ZM178 120H179V122H178ZM194 122L195 121H193V123ZM189 126H192V127H189ZM210 127H211V125H210ZM203 128H205V129H203ZM221 130H222V132H221ZM139 132H140V130H139ZM139 132H137V134L132 135L133 137L130 136L129 140L134 142L138 138H140L143 135V133L141 135V134H138ZM145 133H146V131L144 132V134ZM240 135H241V137H240ZM233 139L235 141H233ZM250 139L253 142L250 141ZM123 140L124 139H121V140L120 139H116V141H114V142L113 141H109V140H108L109 141L108 142L107 140H105L106 143L104 142V140H99L100 143H101V141H103L102 144L99 143V147L100 148H104V147L107 146V149L108 148L111 149V148L115 147L113 145V143H115V145H121L123 143ZM231 141L233 143L237 142L236 144H238V146L240 148L237 146L236 149H233V147L231 146V144H233V143ZM229 142H230V144H229ZM224 145H226V146H224ZM245 145H246L247 148L245 147ZM55 147H57V146L55 145ZM74 150H75V153H74ZM71 151H73V152H71ZM64 152H66L65 153L66 157H70V158H73V156L77 157V155H79V154L81 155V153H82V152H78L77 149H74V148H68V149L65 148ZM149 158H153V155L151 157H149ZM172 158H174V159H172ZM163 160H165V159H163ZM163 160H161V161H163ZM172 162H174V161H172ZM227 165H229V166H227ZM148 166H149L148 164H145V166L143 165L141 167V171H142L141 173L143 175H144V172H145V174H147V171H148V173H151L149 171L151 170L152 167H148ZM131 169H130V167L129 168H125V170L123 169L124 171L127 172L124 176L113 175L111 177V179L105 184V186L103 188L102 187H80V186H75V185H72V184H68L69 187H67L68 186L67 184L58 183L59 181L56 182V179L54 180V178L45 177V179H47V180H45L44 178L43 179L45 180V182H47L46 183V188H47V186L51 185L49 187L50 189L48 188L51 192H58V190H59V192H58L59 197H61L62 199L66 197V202H65L66 203V205H65L66 209L68 208V209L71 210L72 208H75L78 212H81L82 211L81 205L86 203V200H87V199L85 200L84 193H88L89 195H91V194H94L95 192H104L105 190H107V192L108 191L112 192V193L114 192L113 194H116L118 192H123L121 190L122 187H124L126 185H133L135 187V191L154 192L155 193L154 195L156 196L157 192H159L158 189L154 188L152 185L150 186V184L147 183L146 181L142 182L141 178H143V177L138 176L139 174H136L139 177L138 178L137 176L134 175L135 172L132 171L133 169L132 170ZM146 169H148V170H146ZM154 171L155 172L157 171V173H158L159 171H162V169L157 167V170L155 169V170H153V172ZM173 172H174V175H173ZM187 172H188V176L186 175ZM200 172L205 177H207V176L211 177L212 176L211 182H213V180L216 178L215 181L216 180H218V181H216V182L214 181V183H221V184L225 183V185L229 184L231 187L230 186H227V187H230L233 190V192H234L233 195L234 196L237 195L236 196L237 199H238V197H240L239 199H241V200H237V204H236V202L231 201L228 198V195L233 196V195L230 194V193H233V192H232L231 189H229L230 191L227 190L226 186L224 187V189L222 188V191L224 192V194H223V193H220L221 190H219V192L216 191V190L212 191V189L211 190L210 189L207 190L205 187H204V189H206V190H204V189L201 188L202 186L199 187L197 183H193V182H195L194 178L196 177V174H198ZM189 176L191 177V179H190ZM217 177H219V178L217 179ZM220 179L222 181H220ZM178 181H179V179L174 184L176 185V184H179L181 182V181L180 182H178ZM258 188H260V189H258ZM178 191H176V192H178ZM65 193L67 195H65ZM199 193H200V195H199ZM204 194H205V196H204ZM226 195H227V197H226ZM212 198H216L218 200V201H216L217 203L221 199L223 201L219 202V204L212 203L210 201V199H212ZM219 198H220V200H219ZM225 198H227L226 199L227 200L226 203L224 202ZM261 198H263V199H261ZM230 201L232 203H235L236 206L231 204ZM238 201H239V203H238ZM247 201L250 202V203L248 204ZM207 202H209V204H207ZM223 202L226 204V206H225V204ZM227 202H229L231 205L227 204ZM4 203L5 202H1V204H4ZM220 203H222V204H220ZM216 204H217V206H216ZM238 204H241V205H238ZM212 205H214V206H212ZM227 205H230V206H227ZM213 209H215V210H213ZM242 211H244V212H242ZM247 212H250V213L248 214ZM251 212H253V213H251ZM168 213H171V214H168ZM175 216H177V217H175ZM148 217L150 218V220H149ZM145 220H146V223H145ZM170 222H171V224H170ZM140 223H141V225H140ZM177 223L179 225H177ZM158 224H160V225L158 226ZM170 225H171V227H170ZM181 225H183V226H181ZM157 227H159V228H157ZM66 228H68V229L70 228L69 229L70 232L73 231V227L70 226V225H69V227H66ZM112 229H113V231H112ZM200 230H202V231H200ZM152 232H153V234H152ZM155 233H156V235H155ZM160 233H162V234H160ZM116 234H118V235H116ZM184 236H186V237H184ZM155 237H157V239L159 241H157V240L155 241ZM160 241H161V244H160ZM175 241H177V242H175ZM130 242L132 244H130ZM156 242H157V244H156ZM209 243H212V244H209ZM185 246H187V247H185ZM206 246H208V247H206ZM161 247H163V248H161ZM157 248H161V250L157 249ZM171 249L173 250V252H172ZM207 249H208V251H206ZM146 251H148V252H146ZM151 251H152V253H154V252L155 253L152 255ZM159 251H160V253H159ZM163 251L166 252V253H164ZM177 251H178V253H177ZM216 251H217V253H216ZM193 253H195V254H193ZM157 254H159V255H157ZM98 256H100V260H101V258H104V261H106L107 264H114L115 261H116L115 264H119L120 263L119 261H117V260H115L113 258L110 259V257H108L106 254H104L102 252H100L98 254ZM135 256H137V257H135ZM151 256L153 258H151ZM208 257H209L210 260L208 259ZM97 258H99V257H97ZM139 258H138L139 261L137 262V260H136V262L138 264H143V263H141V262H143V261H141L142 259L140 260ZM187 258H188L189 261L187 260ZM68 259H71V258H67L65 260H68ZM144 259H146V260H144ZM100 260H98L99 261L98 264H102V263L106 264L103 261V259H102L101 262H100ZM110 260H111V262H110ZM147 260H148V262H147ZM235 261H237V262H235ZM256 261H257V263H256ZM223 262H225V263H223Z\"/></svg>",
	"mask_w": 264,
	"mask_h": 264
}]
</instances>
